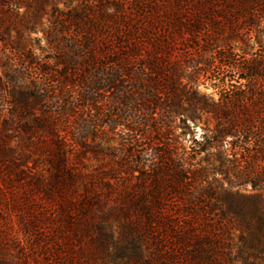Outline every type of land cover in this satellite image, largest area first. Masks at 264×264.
I'll return each instance as SVG.
<instances>
[{"label":"trees","instance_id":"16d2710c","mask_svg":"<svg viewBox=\"0 0 264 264\" xmlns=\"http://www.w3.org/2000/svg\"><path fill=\"white\" fill-rule=\"evenodd\" d=\"M60 1L0 0L1 27L34 6L2 29L24 67L38 63L9 31H33ZM72 1L42 34L78 43L58 71L9 86L0 111V264H264V0ZM177 41L198 43V60L173 56ZM58 87L121 127L124 144H148L85 150L47 105ZM163 112L182 141L203 121L178 155ZM88 152L105 160L83 164Z\"/></svg>","mask_w":264,"mask_h":264},{"label":"rangeland","instance_id":"374dc122","mask_svg":"<svg viewBox=\"0 0 264 264\" xmlns=\"http://www.w3.org/2000/svg\"><path fill=\"white\" fill-rule=\"evenodd\" d=\"M69 0H61L58 3H48L45 6V13L46 15H43L40 18L39 23L34 25V30L31 32H24L22 36L20 37L17 32H15L13 29L9 31L8 34V40L13 42V45L18 44L21 46L22 44L25 45V51L30 53L27 54L28 57L34 58V64L38 63L37 65H33L32 68L24 67L25 61L27 59L24 58V55H20L15 49H10V46L6 43V36L2 33V29L9 28H20L19 23H25L27 21H30L31 14L34 11V6L31 7L28 10L21 9L20 14H23V17L19 16L18 22L15 23L14 20H7L2 27L0 26V111H2L3 108H5L4 102L6 101L7 93L6 91L10 89L9 86L12 88H27L31 86L32 82V76H35L34 73H36V69H51L53 72L55 70L58 71L57 62L60 59V57H66L69 55V51L67 50V47L70 45H73L78 42H72L76 41L74 38H66L63 37L61 39H49V37H45L42 34V31L46 29V27L49 25L47 22L48 14L52 10L53 7L57 8L58 10H66V5L64 3H67ZM73 5L77 4V1H72ZM199 46L198 43H191L187 42L185 44H178V41L173 46V56H175L178 59V54L184 55V54H190L189 58H186L184 62L188 63L191 59L198 60V58L195 57V53L192 51L193 49L197 48ZM14 48V47H13ZM198 52V51H196ZM25 59V61H24ZM30 59V58H29ZM178 61V60H177ZM185 63V64H186ZM199 66H197L198 68ZM206 84H209L206 82ZM55 86V84L53 85ZM53 86H50L53 88ZM208 89H205L203 85L199 87V90L202 93L205 94H211L213 93V90L206 85ZM44 89V87H43ZM59 87L52 89L51 93L49 94V98H47V105L49 109L51 110L52 114L57 117L59 120L58 122L64 126V130L67 132H70V134H75L77 136L78 140L82 142V146L85 147V150H92L94 148L95 144L94 141L96 139L105 141V145H103L101 148H103V153L106 154H116L118 156H122V149L124 148L126 151L132 150V148H137L139 146H142L143 144H148V140L145 139V141H142L141 143L136 144L137 146L132 147L131 145L124 144L123 141L125 139H128L126 135L122 132L121 127H109L108 126V118L101 116L100 112L98 110H90L85 109L86 104L81 102H76L74 92L75 90H67L66 93H59ZM136 92V91H135ZM45 95V94H44ZM99 95V94H98ZM216 98V97H215ZM81 108L80 111L74 110L73 107L78 106ZM66 110V114L63 116V111ZM73 111V112H72ZM162 113V111H161ZM134 114L135 119H140L142 116L139 114L138 111ZM163 115L165 116L166 120H171L172 123H170V138L172 139L173 143V152L175 154H179L181 152V148L187 150V147L190 143V138L194 136V138H199L202 134V128H203V121H201L200 124H197L195 127L192 128V135L185 134L184 139L181 140L178 138L180 134V130H178V117H173L169 115V113L163 112ZM141 116V117H140ZM106 124V125H105ZM193 125V124H191ZM114 127V128H113ZM151 138V137H149ZM155 138V137H153ZM102 144V143H101ZM122 144H124V147H121ZM146 146V145H145ZM106 147V148H104ZM144 147V145H143ZM155 149H160V145L153 146ZM78 149V147H76ZM137 149H140L137 148ZM131 158V156L129 155ZM133 158V157H132ZM104 159V157H93L91 153L86 154V159H84L83 164L96 166L98 163H101ZM135 161L136 159H131ZM203 165V164H201ZM247 191H245V194L248 195L251 192L249 191V186L245 188ZM236 252V249H233V253ZM224 253V251H223ZM83 264H91L90 262H86L83 260ZM94 264V263H92ZM97 264H136L133 262H127L125 259H116V260H107L103 262H97ZM153 264H174L171 261H156L153 262ZM178 264V263H177Z\"/></svg>","mask_w":264,"mask_h":264}]
</instances>
